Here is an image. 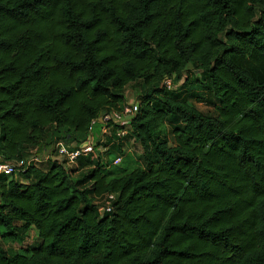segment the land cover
Segmentation results:
<instances>
[{"label": "trees", "instance_id": "16d2710c", "mask_svg": "<svg viewBox=\"0 0 264 264\" xmlns=\"http://www.w3.org/2000/svg\"><path fill=\"white\" fill-rule=\"evenodd\" d=\"M132 83L141 153L115 126L0 174V240L40 239L0 264H264V0H0V161L79 143Z\"/></svg>", "mask_w": 264, "mask_h": 264}, {"label": "built area", "instance_id": "2783aa9c", "mask_svg": "<svg viewBox=\"0 0 264 264\" xmlns=\"http://www.w3.org/2000/svg\"><path fill=\"white\" fill-rule=\"evenodd\" d=\"M163 85L169 89L174 87L172 79L168 77L163 80ZM136 111L137 104L127 102V104H125L119 111L112 110L105 112L99 117V121H101L102 125L98 133L93 130L97 119H93L90 123L88 134L79 143H64L63 141H58L55 144L54 154L41 156L39 153L31 152L17 161H0V174H13L16 171L26 169L34 163L47 159L59 160L67 167L70 164H74L81 155H92L99 151L106 150V148L101 145L97 147V141L105 142L107 136L111 135V130L115 126L116 139H125V137L130 135L131 132V128L127 124V121ZM114 197L115 195L112 193L106 195L104 204L100 208L101 212L104 210L110 211L111 200L114 199Z\"/></svg>", "mask_w": 264, "mask_h": 264}, {"label": "rangeland", "instance_id": "374dc122", "mask_svg": "<svg viewBox=\"0 0 264 264\" xmlns=\"http://www.w3.org/2000/svg\"><path fill=\"white\" fill-rule=\"evenodd\" d=\"M195 73V72H194ZM182 83V80H179L177 83V87H179ZM191 91L197 92L199 91L197 87H193L190 86ZM139 92V88L137 87V84L132 83L128 86L125 87L124 89V94H125V100L131 103H136V96ZM192 101L193 98L191 97ZM198 107H200L203 110H208L209 107L204 103V102H197L196 103ZM95 132H99V127H94L93 129ZM108 134V133H107ZM54 137V135L52 136ZM52 137L50 138V142L48 141L47 145H45L38 153L41 156H45L46 154H53L55 153V144H54V139H52ZM74 139H78V138H74ZM125 146L127 147V149L133 153L134 155H137L139 153L142 152L141 150V146L140 144L134 139V136L132 135H128L125 137V139H123ZM102 143V142H100ZM99 143V144H100ZM75 164V163H74ZM74 164H70V165H74ZM98 206L99 208L102 207L103 205V199H99L97 200ZM40 241L39 237L37 236L36 232L34 229H29L26 233L20 235L19 240L18 241H14V242H4L0 240V243L2 244V246H4L5 248H7L8 250L14 251L16 249H20L26 246H33L35 244H37Z\"/></svg>", "mask_w": 264, "mask_h": 264}]
</instances>
